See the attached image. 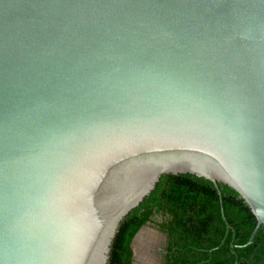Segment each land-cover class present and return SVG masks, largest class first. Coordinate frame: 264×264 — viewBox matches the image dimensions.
<instances>
[{
    "label": "water",
    "instance_id": "water-1",
    "mask_svg": "<svg viewBox=\"0 0 264 264\" xmlns=\"http://www.w3.org/2000/svg\"><path fill=\"white\" fill-rule=\"evenodd\" d=\"M165 174L264 227V0H0V264H109Z\"/></svg>",
    "mask_w": 264,
    "mask_h": 264
},
{
    "label": "trees",
    "instance_id": "trees-1",
    "mask_svg": "<svg viewBox=\"0 0 264 264\" xmlns=\"http://www.w3.org/2000/svg\"><path fill=\"white\" fill-rule=\"evenodd\" d=\"M219 187L232 226L228 233L213 182L193 174H165L122 221L109 264L133 263L132 241L151 221L166 235L162 264H264V227L259 228L251 244L244 246L257 219L233 188L223 183ZM156 215L162 216L161 220L153 219Z\"/></svg>",
    "mask_w": 264,
    "mask_h": 264
},
{
    "label": "rangeland",
    "instance_id": "rangeland-1",
    "mask_svg": "<svg viewBox=\"0 0 264 264\" xmlns=\"http://www.w3.org/2000/svg\"><path fill=\"white\" fill-rule=\"evenodd\" d=\"M159 220V219H155ZM156 222L151 221L145 225L139 234L135 245L136 253H140L133 264H161L162 248L164 247L165 235L156 227ZM141 256V257H140ZM140 257V259H139Z\"/></svg>",
    "mask_w": 264,
    "mask_h": 264
},
{
    "label": "flooded vegetation",
    "instance_id": "flooded-vegetation-1",
    "mask_svg": "<svg viewBox=\"0 0 264 264\" xmlns=\"http://www.w3.org/2000/svg\"><path fill=\"white\" fill-rule=\"evenodd\" d=\"M161 218H162V216H160V215H156V216H154V218L153 219H159V220H161ZM158 220V221H159ZM164 234V233H163ZM165 235V234H164ZM165 238H166V235H165ZM165 245H166V241H165V244H164V247L162 248V256L165 254ZM162 261H163V257H162V260H161V264H162ZM133 262H134V260H133ZM133 264V263H132Z\"/></svg>",
    "mask_w": 264,
    "mask_h": 264
},
{
    "label": "bare ground",
    "instance_id": "bare-ground-1",
    "mask_svg": "<svg viewBox=\"0 0 264 264\" xmlns=\"http://www.w3.org/2000/svg\"><path fill=\"white\" fill-rule=\"evenodd\" d=\"M135 250H136V245H135ZM139 255H140V253H138ZM137 253H136V258H137V256H139ZM141 257V256H140ZM140 257H139V259H140Z\"/></svg>",
    "mask_w": 264,
    "mask_h": 264
}]
</instances>
